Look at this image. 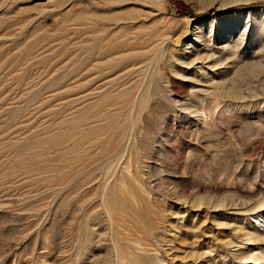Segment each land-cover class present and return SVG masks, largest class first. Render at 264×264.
<instances>
[{
  "label": "rangeland",
  "instance_id": "rangeland-1",
  "mask_svg": "<svg viewBox=\"0 0 264 264\" xmlns=\"http://www.w3.org/2000/svg\"><path fill=\"white\" fill-rule=\"evenodd\" d=\"M0 264H264V0H0Z\"/></svg>",
  "mask_w": 264,
  "mask_h": 264
}]
</instances>
